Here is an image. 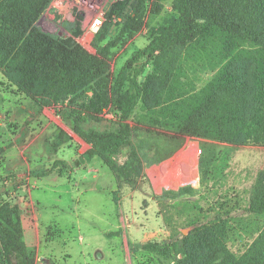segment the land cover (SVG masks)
<instances>
[{"label":"rangeland","instance_id":"obj_1","mask_svg":"<svg viewBox=\"0 0 264 264\" xmlns=\"http://www.w3.org/2000/svg\"><path fill=\"white\" fill-rule=\"evenodd\" d=\"M175 2L153 0L132 38L120 39L132 13L129 0H51L35 26L96 58L119 39L109 59L114 82L155 31L178 16ZM227 39L221 29L206 26L198 42L160 56L140 78L142 84L152 78L157 91L150 105L141 102L135 111L143 131L132 139L133 149L114 158L128 167L127 176L97 157L67 175L31 177L33 170H48L59 160L71 164L91 149L72 116L87 118L84 131L104 133L116 129L115 112L78 95L41 108L8 78L10 60L0 56V205L20 209L23 241L36 264H179L182 240L211 225L231 252L229 264H264V213L250 211L254 186L264 177V144L210 138L215 114L241 113L238 94L225 87ZM235 39L253 57V41ZM205 107L194 131L179 135ZM147 129L165 135L150 136Z\"/></svg>","mask_w":264,"mask_h":264},{"label":"trees","instance_id":"obj_2","mask_svg":"<svg viewBox=\"0 0 264 264\" xmlns=\"http://www.w3.org/2000/svg\"><path fill=\"white\" fill-rule=\"evenodd\" d=\"M153 0H129L132 13L125 22L120 39L134 36ZM51 0H0V56L10 60L8 78L39 107L51 108L70 95L90 99V105H110L115 112L116 129L99 133L83 130L85 116H72L74 129L91 145V149L71 164L56 161L48 170H33L30 176L43 179L53 173L67 175L78 171L95 158H102L116 175L127 176L126 166L114 159L125 148H132V139L143 131V123L134 118L138 105L156 97L157 87L151 78L142 84L148 68L162 55H170L200 40L206 26L221 29L227 36L224 81L227 89L238 94L241 113L216 115L211 120L213 140L238 146L264 144V0H176L178 16L168 20L155 31L152 40L129 59L118 78L109 81V59L116 42L108 44L102 58H96L76 46L72 40H62L39 30L35 23ZM118 14L115 9L111 17ZM237 39H250L257 50L253 57L244 55ZM231 85V86H230ZM93 97H89V95ZM85 108H92L85 106ZM227 112V110H224ZM207 108L194 114L179 129L185 136L194 131ZM81 115H84L81 113ZM135 119V125H131ZM212 131V129H211ZM150 136L165 135L149 130ZM177 132V133H178ZM213 133V132H212ZM169 137V136H168ZM137 159L136 152L131 153ZM128 166V165H127ZM17 180H22L18 176ZM1 182V181H0ZM255 199L250 211L264 213V177L254 186ZM169 198L167 194L163 197ZM162 198V199H163ZM216 225L197 229L181 244L179 264H229L230 250L218 237ZM221 235V232H220ZM22 214L9 202L0 205V260L1 264H36L35 257L25 247Z\"/></svg>","mask_w":264,"mask_h":264},{"label":"bare ground","instance_id":"obj_3","mask_svg":"<svg viewBox=\"0 0 264 264\" xmlns=\"http://www.w3.org/2000/svg\"><path fill=\"white\" fill-rule=\"evenodd\" d=\"M91 8H93V9H98V7L96 6V5H93Z\"/></svg>","mask_w":264,"mask_h":264},{"label":"built area","instance_id":"obj_4","mask_svg":"<svg viewBox=\"0 0 264 264\" xmlns=\"http://www.w3.org/2000/svg\"><path fill=\"white\" fill-rule=\"evenodd\" d=\"M97 23H99V24H100V23H101V20H100V19H98V20H97V22H96V24H97Z\"/></svg>","mask_w":264,"mask_h":264}]
</instances>
